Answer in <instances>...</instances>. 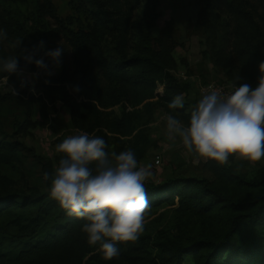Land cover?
<instances>
[{"label": "trees", "instance_id": "trees-1", "mask_svg": "<svg viewBox=\"0 0 264 264\" xmlns=\"http://www.w3.org/2000/svg\"><path fill=\"white\" fill-rule=\"evenodd\" d=\"M202 1L200 19L207 48L204 55L209 54L213 62L235 70L242 83L255 88L261 75L259 65L264 62V41L258 40L259 46L253 41L264 34V0ZM157 2L154 0L148 7L146 26L132 53L129 17L114 16L100 0H89L88 10L82 6L86 25L75 31L62 24V33L46 26L26 27L1 17L11 34L17 32L20 45L18 50L1 51L0 56L17 55L23 72L36 71L38 91L50 103L58 100L69 104L73 127L102 137L109 154L131 149L136 159H141L150 146L145 126L152 118L155 102H168L181 89L172 72L175 63L169 45L170 34L164 31L155 36L151 31ZM215 6L223 7L232 18V28L221 36L218 34L221 16ZM41 8L46 14L57 17L50 0H44ZM31 30L41 34L44 47L39 50V56H43L49 69L54 66L44 53L59 47L60 37L72 52V68L63 67L58 75L49 76L34 64L25 65L21 54L31 48L23 45L31 36ZM106 39L111 43V55L105 57L102 43ZM114 144L118 146L116 150L111 148ZM19 166L17 147L1 141L0 264H80L82 257L88 254L96 264L154 263L150 245L158 248L155 258L159 264H180L186 254H191L196 264H262L264 235L257 234L264 230V176L247 179L232 166L206 158L204 166L224 182L262 189L240 199L219 191L207 179L183 178L161 185L148 182L144 185L148 202L157 204V199H163L159 198V193L165 190L170 191L173 201L176 198L180 208L193 216L205 218L216 210H226L229 215L225 232L216 240L198 238L155 244L150 236L140 235L136 241L117 242L119 255L105 260L98 246L88 244L87 234L82 231L85 221L67 215L49 195V190H35L25 195L6 189L12 185V180L3 169L18 171Z\"/></svg>", "mask_w": 264, "mask_h": 264}, {"label": "rangeland", "instance_id": "rangeland-1", "mask_svg": "<svg viewBox=\"0 0 264 264\" xmlns=\"http://www.w3.org/2000/svg\"><path fill=\"white\" fill-rule=\"evenodd\" d=\"M50 1L57 17L44 12L41 8L44 0H0V28L7 33V39L0 42V52L18 50L20 45L19 43L16 48L14 47L18 41L17 32L11 34L1 17L7 18L12 24L26 27L46 26L55 28L54 30L60 33L64 32L61 24L74 31L86 25L82 6L88 10L89 0ZM100 1L114 16L129 17L130 53L136 51L142 30L146 26L148 7L154 3V0ZM203 6L202 0H158L157 2L156 20L151 31L155 36L164 31L171 36L169 45L175 63L172 72L181 86L176 96L180 95L184 98V107L176 110L168 107L176 96L168 102L160 100L155 102L152 118L145 126L150 146L145 155L137 161L139 166L148 164L152 166L153 175L145 181V184L151 182L161 185L168 180L183 178L207 179L219 191L230 193L235 199H240L246 194L261 192L262 189L251 188L232 181L224 182L204 166L206 158L188 153L180 139L169 140L165 130L163 119L165 115L175 116L182 124L188 123L191 111L205 95L209 83L221 82L237 86L244 84L235 70H229L213 62L209 54L204 55L203 52L207 48L200 19V10ZM214 8L221 16L222 23L218 31L221 36L232 28V18L223 7L215 6ZM40 40L41 34L31 30V36L23 45L33 50ZM258 40L263 43L264 34L253 41L256 46H259ZM57 45L65 48L62 59H60L63 66L51 67L52 75H58L63 67L72 68V52L62 37L57 40ZM110 48V40L103 41L102 52L105 57L111 55ZM227 52L231 57L230 48H227ZM33 74L36 75L33 76ZM7 77V86L15 88L18 95L15 96L10 90L0 87V142L5 141L17 147L20 166L18 171L3 169V173L12 180V185L7 186L6 189L25 195L35 190L45 192L49 190L50 180L47 183L43 179V174L47 172L51 178L58 167L59 160L65 156L64 153L56 151V145L69 136L85 132L73 127L69 104L58 100L50 103L45 95L38 91L36 71L23 72L21 76L14 73L8 74ZM22 81H25L24 87H21ZM30 85L35 88V93L29 91ZM30 95H33V98ZM114 109L118 110V107ZM81 110L84 112L83 109ZM89 136H96V133ZM111 148L116 150L118 146L114 144ZM225 164L232 166L236 173L244 175L247 179L264 176V158L259 161H248L236 154H230ZM158 196L163 199H157V204L149 201L144 218V231L140 234L150 236L153 244L172 240L188 242L198 238L216 240L225 232L229 215L226 210H216L207 217L201 218L180 208L175 201L176 198L173 201V197H170V191L164 190ZM260 235H264V230L258 231L257 236ZM150 249L155 262L150 261L143 264H159L155 258L158 248L150 245ZM260 259L264 264L263 255ZM80 264L96 263L88 254L82 257ZM180 264H196V261L191 254H186L182 257Z\"/></svg>", "mask_w": 264, "mask_h": 264}, {"label": "clouds", "instance_id": "clouds-1", "mask_svg": "<svg viewBox=\"0 0 264 264\" xmlns=\"http://www.w3.org/2000/svg\"><path fill=\"white\" fill-rule=\"evenodd\" d=\"M6 39V31L0 28V42ZM19 43L20 40L14 47ZM43 47L44 41H39L35 49L23 50L21 58L25 65L34 64L50 76L49 66L39 56ZM64 49L59 46L44 55L54 67H59ZM259 70L255 88L245 83L234 86L227 94L213 90L203 95L186 125L173 115H165L169 140L179 138L188 153L221 164L228 161L230 154L248 161L264 158V62ZM13 73L23 74L17 55L0 56V87L16 96L18 91L7 86L6 74ZM24 85L22 81L21 87ZM29 91L35 93V88L30 85ZM168 107L182 109L184 98L177 95ZM56 151L65 156L51 178L49 173L43 174L45 181L50 180L49 195L67 215L85 221L82 231L87 234L88 244L98 246L102 258L111 260L119 255L117 242L136 241L144 231L149 207L144 185L153 175L152 166H139L131 149L109 154L102 137L86 133L67 137L56 145Z\"/></svg>", "mask_w": 264, "mask_h": 264}, {"label": "built area", "instance_id": "built-area-1", "mask_svg": "<svg viewBox=\"0 0 264 264\" xmlns=\"http://www.w3.org/2000/svg\"><path fill=\"white\" fill-rule=\"evenodd\" d=\"M234 86L237 85L229 84V83H221V82H212L209 83L208 86L206 87L205 94H208L213 90L221 91L222 93L227 94L234 89Z\"/></svg>", "mask_w": 264, "mask_h": 264}]
</instances>
